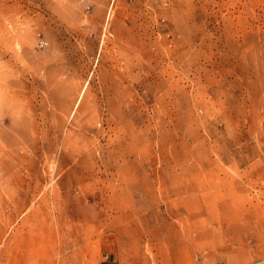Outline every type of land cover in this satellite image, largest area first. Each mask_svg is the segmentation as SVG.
<instances>
[{
    "label": "rangeland",
    "instance_id": "1",
    "mask_svg": "<svg viewBox=\"0 0 264 264\" xmlns=\"http://www.w3.org/2000/svg\"><path fill=\"white\" fill-rule=\"evenodd\" d=\"M0 264H264V0H0Z\"/></svg>",
    "mask_w": 264,
    "mask_h": 264
},
{
    "label": "bare ground",
    "instance_id": "2",
    "mask_svg": "<svg viewBox=\"0 0 264 264\" xmlns=\"http://www.w3.org/2000/svg\"><path fill=\"white\" fill-rule=\"evenodd\" d=\"M82 94V93H81ZM20 130V129H19ZM20 135V134H19ZM22 135V134H21ZM28 137V136H27ZM23 138H25V137H23ZM29 142V141H28ZM42 142V141H41ZM26 146H27V144H26ZM36 159V158H35ZM35 161V160H34ZM31 165H29V167H30ZM43 200V199H42Z\"/></svg>",
    "mask_w": 264,
    "mask_h": 264
}]
</instances>
